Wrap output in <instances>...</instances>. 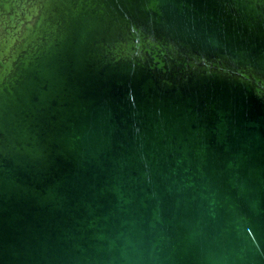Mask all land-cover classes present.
I'll list each match as a JSON object with an SVG mask.
<instances>
[{
    "label": "water",
    "instance_id": "water-1",
    "mask_svg": "<svg viewBox=\"0 0 264 264\" xmlns=\"http://www.w3.org/2000/svg\"><path fill=\"white\" fill-rule=\"evenodd\" d=\"M0 264H264V0H0Z\"/></svg>",
    "mask_w": 264,
    "mask_h": 264
}]
</instances>
